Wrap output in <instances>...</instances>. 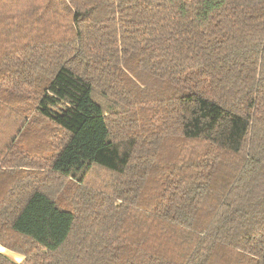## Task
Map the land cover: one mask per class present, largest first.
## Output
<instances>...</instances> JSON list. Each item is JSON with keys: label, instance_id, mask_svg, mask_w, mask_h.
I'll list each match as a JSON object with an SVG mask.
<instances>
[{"label": "trees", "instance_id": "16d2710c", "mask_svg": "<svg viewBox=\"0 0 264 264\" xmlns=\"http://www.w3.org/2000/svg\"><path fill=\"white\" fill-rule=\"evenodd\" d=\"M0 245L264 264V0H0Z\"/></svg>", "mask_w": 264, "mask_h": 264}, {"label": "crops", "instance_id": "0c3cea01", "mask_svg": "<svg viewBox=\"0 0 264 264\" xmlns=\"http://www.w3.org/2000/svg\"><path fill=\"white\" fill-rule=\"evenodd\" d=\"M0 252L4 253V254H5L6 256H8L12 261H17V262L19 261V262H20V260L23 259V256H22V255H16V254H14V252L12 253L11 250H10V252H9L8 249L2 247L1 245H0Z\"/></svg>", "mask_w": 264, "mask_h": 264}, {"label": "rangeland", "instance_id": "374dc122", "mask_svg": "<svg viewBox=\"0 0 264 264\" xmlns=\"http://www.w3.org/2000/svg\"><path fill=\"white\" fill-rule=\"evenodd\" d=\"M97 178L100 179L99 176H97ZM62 199H63V198H62ZM9 252H10V250H9ZM11 252L13 253L14 251H11ZM14 254H16V255H21V254H19V253H17V252H14ZM21 260H22V259H21ZM21 260H20V261H21ZM14 262H17V261H14ZM18 262H19V261H18Z\"/></svg>", "mask_w": 264, "mask_h": 264}]
</instances>
